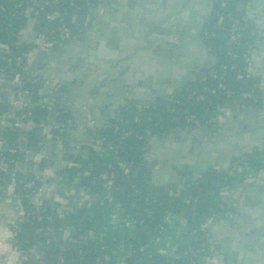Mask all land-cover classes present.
Returning <instances> with one entry per match:
<instances>
[{"label":"trees","instance_id":"trees-1","mask_svg":"<svg viewBox=\"0 0 264 264\" xmlns=\"http://www.w3.org/2000/svg\"><path fill=\"white\" fill-rule=\"evenodd\" d=\"M29 1L0 0V74L10 77L19 74L22 88L31 94L34 101V105L28 108L34 115V127L18 131L11 126L13 117L20 113L13 111L9 102L0 97V121L8 127L0 134V140L7 145H12L17 140L24 142V151L21 154L2 151L6 169L0 167V207L7 200L11 205L10 195L13 193L29 196L19 199L18 207L21 209L22 218L17 220L16 214L14 223L19 230L11 242L17 251L24 254L33 248L43 252L39 258L29 256L22 264H100L102 250L95 245L94 239L97 237V225L104 224L109 210L123 211L124 217L132 218L136 224V230L129 241L132 252L129 262L187 264L180 255L188 248H199L202 245L208 236L205 222L212 212H220L223 191L238 189L246 177L264 170V147L261 151L255 149L245 154L241 167H231L223 172L210 170L196 180L183 171L182 175L189 181L180 190L175 186L156 184L157 163L153 161L154 145L150 140H163L166 136L178 135L185 130L169 121L166 110L168 105L175 110L177 116L185 113L197 116L203 122L204 128L208 129L213 126L212 118L223 113L224 106H230L247 93L261 92L259 81L249 73V45H252L253 40L249 38L247 42L245 39L232 51L237 56L236 61L227 54L226 40L232 25L228 15L232 12L237 14L239 0H222V3H216L214 19L204 27L210 33L204 42L220 62L213 68L218 78L212 80L200 77L191 86L197 92L203 87L215 90V94L207 102H187L183 92H178L176 102L172 104L163 100H157L146 108L126 104L111 122L107 121L99 128L109 148L97 146L92 136V143L82 148L83 156L79 159L64 152L68 146L67 134H59L57 142L53 138V147L47 152L39 155L34 153L42 151L43 146L35 140L38 133L36 127L47 124L48 111L45 99L38 100V87L35 82L39 78H33V68L30 67L27 71L23 68L27 55L34 50L31 40L35 32L46 27L58 33L62 26H66L72 37L81 40L94 21L95 12L115 0H60L56 7L59 19L50 25H45L44 21H36V9H32ZM47 11H52V8H47ZM232 65H235L233 70ZM218 85L221 87L218 88ZM4 88L10 94L15 90L8 86ZM242 107L256 105L244 101ZM60 118L62 122L71 119L67 112ZM26 154L31 155V161L26 160ZM56 159L59 160L58 165L55 163ZM50 168L59 173L58 182L65 184L68 190L78 185L89 195L97 197H101L108 190L110 204L91 203L88 199L74 215L68 216L64 215L61 205L55 200V207L51 210L50 202L53 198H43L40 200L42 211L32 217L30 213L35 204L31 195L34 190L43 186L46 171ZM28 182H32L34 187L25 189ZM185 197L198 201L186 203ZM168 213H182L186 219L185 235L176 245L175 256L170 252L145 256V252L139 250V247L146 248L153 239L167 234L165 216ZM45 216L51 218L50 222ZM141 221L142 225L139 224ZM195 262L205 264L199 259H195Z\"/></svg>","mask_w":264,"mask_h":264},{"label":"crops","instance_id":"crops-1","mask_svg":"<svg viewBox=\"0 0 264 264\" xmlns=\"http://www.w3.org/2000/svg\"><path fill=\"white\" fill-rule=\"evenodd\" d=\"M132 1V3L126 4L125 0H116L113 4L107 5L106 9L102 7L99 12H95L94 21L85 31L83 38L78 40L82 43L81 47L73 48L65 53L67 47L75 42L74 40L64 48L44 57L49 59L48 64L45 63V65L43 61L36 62L34 66L35 70L38 72L44 70L49 71V74L41 76L35 82V85L38 87V100L43 101L45 99L44 101L47 104L48 111L47 124H39L36 127L38 128V133L35 135V140L43 146L42 151H34V153H38L37 155L43 154L53 147L52 141L55 136L54 128L57 125H61L62 120H60V116L63 113H69L70 120L73 123V128L67 133H64L68 136V146L64 152L73 154L76 159H79L83 156L82 148L89 146L93 141L92 135L88 131L90 123H94L95 126L101 128L103 124L115 117L116 111H119L126 104H132L138 108H146L157 100L165 101L168 94L165 97H161L159 92L149 91L148 86H158L160 75L168 74L173 78L167 79L169 83L163 86L162 93L165 92L164 89L167 86L174 89V78L179 82H183L187 77L186 72L189 68L195 64L200 65V54L188 46V42L183 38L175 39L180 42V45L170 46L164 54H162L164 49L161 50V48H153V51L150 50L149 52L141 50L140 48L143 45L142 36L144 34L142 33V27L146 26L147 31L160 32V26L157 24L153 25L154 23L152 22L158 21L160 11L165 9L164 6L167 0ZM253 1L251 0L250 7L246 12L250 10ZM257 1L259 6L256 9L250 10V13L255 18H259L258 20L264 21V0ZM244 20L246 21L245 15ZM251 25L255 26L254 24ZM255 27L257 28V26ZM257 30L259 36L254 41L250 52L249 73L259 81L260 90L264 94V87H262V80L260 79V75L264 74V36L261 35L258 28ZM158 32L156 34L150 32L149 35L147 34L148 37L146 39L150 41V36H153V34L158 36ZM88 36H92L93 38L89 41ZM183 43L187 44L183 46ZM114 46L118 49H112ZM89 54L93 55L92 58L98 62L101 68L106 67L105 69H107L110 67L109 65L115 64L117 66L115 69L118 72L115 73L113 78H119L122 84L125 83L127 85L126 87L123 86V99H120L118 92L114 93L112 90L110 94L102 95L103 99H100V97L97 100V96H93L89 101V104L94 102L100 104L95 106L93 111L97 118L100 119L101 125H96L94 121L89 119L91 110L87 109V105L81 106L74 115L73 105L76 100L70 97L69 94H64L60 91L62 83L57 77L65 74L62 66L69 63L70 60L77 63L81 57L89 56ZM186 65L189 66L185 67ZM85 76H88V72L85 73ZM195 80L196 77L193 81H189L188 84ZM0 85L3 87V91H0V97L4 101L9 102L14 92L10 94L7 92V88H4L6 85ZM119 103H121L122 107L114 110L113 108L119 106ZM57 108L59 109V114L55 115ZM251 109H253V115L248 114ZM261 109L258 107H246L239 110L224 109L223 113L212 122L213 126L207 130L214 128L219 132L220 130L226 129L227 138L229 139L239 129L256 123L258 121V115L262 111ZM236 111H244L247 115H238ZM51 116L53 117L51 118ZM33 127V124L26 125L25 130H30ZM7 128L4 122L0 121V134ZM191 130L193 129L185 131ZM182 132L184 131H181L177 135L178 138L181 137L180 134ZM0 142L2 141L0 140ZM154 142H157V140ZM21 144L24 148L23 140ZM155 144L157 145V143ZM4 150L5 147L1 146V151ZM58 161L56 159V165H58ZM211 170L216 169L211 168ZM46 172V179L43 182V186L48 189V192L43 195V198L57 200L62 207L61 210H64L65 200H63V196L67 191V187L64 185L57 186V188L53 187L51 179V175L54 173L53 169L50 168ZM156 178L155 176V180ZM158 178L160 177L158 176ZM181 179L183 182L186 180L183 175ZM92 196L95 195H90L89 201L91 203L102 202L101 197L97 196H95V200L92 202ZM222 200L225 202L226 207H231L234 210L237 226L236 228L233 227L234 230L226 229L222 221L207 220L205 226L208 228V238L211 248L222 256L224 264H229V257H233L236 264L241 259L249 260V256H253L252 251L254 248L256 249V253H260L261 255V250H257V246H264V243L255 241L259 240L257 239L256 229L264 228L263 225L258 224V222H264V170L256 173L254 176L246 177L238 189L223 191ZM7 201H4L0 207V238L8 237L9 228L14 224L16 217L14 208ZM123 216L110 210L106 214L105 222L101 225L100 231H98L100 236L98 243H100V250H102V262L100 264H126L131 255V251L129 252V241L136 230V224L132 218ZM165 222L168 228L165 236L153 239L146 248L139 247V250L145 252V256H148L147 254L149 253H169L183 239L186 229V219L182 213H168L165 216ZM66 235L69 236L68 233ZM252 245L253 247L250 248Z\"/></svg>","mask_w":264,"mask_h":264},{"label":"water","instance_id":"water-1","mask_svg":"<svg viewBox=\"0 0 264 264\" xmlns=\"http://www.w3.org/2000/svg\"><path fill=\"white\" fill-rule=\"evenodd\" d=\"M259 6L257 0L252 2L251 8L256 9ZM165 9H162L160 15L158 16V21H154L153 25L160 26V32L158 31H147L146 26L142 27L144 33L142 36L143 45L141 50L149 52L153 51V48L164 49L163 53H166L170 46L180 45V42L176 41L177 38H183L187 43L182 45H188L193 50L200 54V65L195 64L189 68L186 72L187 77L183 82H179L175 78L174 89L178 90L188 82L193 81L197 77V72L202 70H209L215 67L218 63V59L213 56L207 49L205 42L202 39V32L206 24L210 21V16L215 7L214 0H167L165 4ZM104 9L107 8L105 4ZM264 9V8H263ZM261 9V10H263ZM244 11L242 5L237 6V11L243 13L246 17V21L254 24L260 30L261 35L264 36V21L258 20L250 13L251 11ZM264 15V13H263ZM151 30V29H150ZM151 33H157L158 36H150V41L146 38ZM148 34V35H147ZM93 38L88 36V39ZM190 41V42H189ZM82 43L80 41H75L72 45L68 46L66 52H69L73 48L81 47ZM117 50L116 46L112 49ZM92 54L89 56H83L78 60L77 63L70 60L69 63L62 66L65 70L63 76H57L62 83L61 92L64 94H69L70 97L74 98L76 102L73 105V113L81 108L83 105H87V109L91 110V116H89L96 125H101V121L97 118L93 108L98 106L97 103L89 104L91 98L97 96V100L103 99L104 94H110V92L119 93L120 99H123L124 87L127 85L119 80V78H113L115 73L118 72L114 65H109L110 67H100L98 62L92 58ZM46 58H40L39 61L48 64ZM45 64V65H46ZM189 65H186L187 67ZM61 67V68H62ZM194 68V69H192ZM91 69V70H90ZM33 78H40L45 74H49V71L38 72L33 69ZM88 72V76L85 73ZM173 78L168 74H161L158 79V86L152 87L149 85V91H157L162 93L163 86L168 84L167 79ZM124 79V78H123ZM191 79V80H190ZM261 85L264 87V74L260 75ZM12 78L4 74H0V84L10 87L12 90L15 89V85L11 82ZM124 86V87H123ZM163 94V93H162ZM119 99V100H120ZM34 104H29L27 108H30ZM100 105V104H99ZM122 107L121 103L119 106L113 108L114 110ZM258 115V121L256 123L247 125L237 132H234L227 138L226 129L220 130L212 128L207 129H193L191 131L182 132L180 139H176V136L165 137L162 140H157L154 142V149L152 155L157 163V174H156V184L158 186H175L178 189H183L185 182L182 181V172L185 169L186 173L191 174L192 179L196 180L202 174H206L215 168L218 172H223L232 166H243L244 162L242 160L243 156L249 151L258 150L261 151L264 145V108ZM118 113V111H116ZM115 113V112H114ZM59 114V109L55 111V115ZM116 114V113H115ZM236 114H246L244 111H236ZM248 114L253 115V109L248 112ZM247 115V114H246ZM53 116H51L52 118ZM111 122V120H109ZM217 132V133H216ZM182 140V141H181ZM193 142H192V141ZM157 143V145L155 144ZM174 169V170H173ZM158 176L160 178H158ZM91 200H95V196L91 197ZM223 226L226 229H233L230 223L226 221ZM259 225H263L264 222H258ZM257 239L255 242L264 243V228H257ZM253 247L250 246V248ZM261 250L260 253H256L254 248L252 253L253 256H249V260L241 259L238 260V264H264V246H257V250ZM221 264H224L221 259ZM229 264H236L233 257H229Z\"/></svg>","mask_w":264,"mask_h":264},{"label":"built area","instance_id":"built-area-1","mask_svg":"<svg viewBox=\"0 0 264 264\" xmlns=\"http://www.w3.org/2000/svg\"><path fill=\"white\" fill-rule=\"evenodd\" d=\"M59 1L60 0H30L29 3L32 9H36V13L34 16L36 21L38 20L44 21L45 25L56 23L59 19V13L56 11V7L59 4ZM115 1H113L111 4H113ZM132 2H133L132 0H125L126 4H130ZM214 2L216 5V3H222V0H214ZM250 4H251V0H239L237 6L242 5L243 10L246 11L249 9ZM47 8H52V11L48 12ZM214 11H215V7L210 16V20L214 19V15L216 13ZM235 15H236V18H235ZM235 15L233 12L229 13L228 15V19L232 22V25H231L230 33L226 40L227 54L232 58L233 61L237 60V56L232 53V51L235 48H237L243 41H245V39L248 42L250 38L253 40L252 45H249V48H251L252 50L253 43L259 36V32L257 28L247 23L244 20L243 13H239L237 11V14ZM72 36L73 35L71 34L70 29L67 28L66 26H62L58 33H56V31L53 29L42 27L40 30H38L32 35L31 42L34 47V50L27 55L26 65L23 68V70L27 71L29 70L30 67L34 69L36 62H38L40 58H44L48 56L50 53L56 52L64 48L66 45L70 44L74 40L76 41L75 37H72ZM209 36H210V33L208 31L203 30L202 32L203 41L208 39ZM208 51L210 52L209 49ZM219 64L220 62L218 59V63L215 67H212L209 70H202L198 72L196 80L200 77L210 78L212 80L217 79L218 78L217 73L216 71H214L213 68H216ZM234 68H235V65H232L231 69L233 70ZM11 78H12L11 82L15 85V90H14L13 97L9 101V105L11 106L13 111H17L18 113H20L19 115L13 117V124L11 127L14 130L23 131L25 130L26 125H29V124L32 125V120L34 118V115L31 111L28 110L27 107L29 104L33 103V100L31 98V94L22 88V78L20 77V75L16 74L15 76ZM196 80L192 83H195ZM192 83H189L178 90L172 89V91H170V93L167 95V98L165 101H168L169 103L172 104L176 102V97H177L176 93L183 92V94L185 95V100L187 102L194 101L198 104L202 102H207L210 96L215 94V90L211 88H207V87H203L201 91L197 92L193 90L191 86ZM220 87L221 85H218V88ZM0 91L1 92L3 91V87L1 85H0ZM244 101L255 103L256 107L258 108H264V94L262 92L247 93L246 95L242 96L237 101H234V103L231 104L230 106L226 105L224 107L225 109L230 108L233 110H239L241 108H245V107H242V104ZM166 110H167V114L169 115V121L173 124L181 126L182 128H185V130L205 129L203 122L195 115H188L185 113L183 114V116H177L175 110L171 108L170 105L167 106ZM216 118L217 117H213L211 122H214ZM72 128H73V123L71 120H67L66 122H62L61 125H57L54 128L55 129V136H54L55 142L59 140V136H58L59 134L62 135L64 133H67ZM6 130L7 129L3 130V132ZM88 131L93 136L97 146L109 148L108 146H106L108 142L101 136L100 129L97 126H95L94 123L89 124ZM150 141L151 143H154L155 139H151ZM1 146H4L5 150L9 154H21L23 153L24 148L20 140H17L12 145H7L3 141L0 142V167L5 170L6 167L3 163V160L5 158L2 155ZM25 158L27 161L32 160L31 155L29 156L26 154ZM242 160L244 162L243 158ZM52 179H53L52 180L53 187L57 188V186H61V185L66 186L65 184H61L58 182L59 173L54 172L52 175ZM33 187L34 186L32 182H28L25 184V189H31ZM109 188H110V185H109ZM66 190L67 191L65 192V195L63 196V200H65L64 201L65 209L62 210V212L64 213V215L66 214L68 216H72L74 215V213H76L77 210H79L84 205L85 201L89 199L90 195L88 194V192H86L82 188H79L78 185L74 186V188H72L71 190H68V189ZM47 192H48V189L44 186L33 191L31 198L35 205L33 207V211L30 213L32 217L35 215H39V213L42 211V209L40 208V200L43 199V195L46 194ZM21 198H29V196L19 195L18 192L10 195L11 205L14 208V211L18 217L17 220H21L22 218L21 209L20 207H18V202H19V199ZM101 199H102L101 203H103L104 205L110 204L111 198L109 197L108 190L107 192L102 194ZM184 201L186 203H189V202L197 203L198 200L195 198L185 197ZM224 204L225 202H222L219 205V208H220L219 213L212 212L211 215L207 218V220L226 221L230 223L231 227L236 228L237 224H236L235 212L231 207L228 208ZM50 207H51V210H53V208L55 207L54 199L50 202ZM57 211H60V210L58 209ZM114 213H119L122 216L124 215L123 211L121 212L114 211ZM45 219H47L49 222L51 220L49 216H45ZM139 224L142 225V221L139 222ZM100 228H101V225L98 224L97 230L100 231ZM141 228L143 229L144 227H141ZM18 230L19 228L16 226V223H14L9 228L8 238H0V263L1 264H22L24 261L27 260L29 256L39 258L43 255V252L37 248L30 249L27 254L17 251L12 245L11 240ZM48 230H50V228H48ZM99 237H100L99 233L97 232V237L94 240L96 241L95 245H97L98 247H100V243H98L97 241ZM176 249L177 247L175 246L170 251V253H173L174 256L176 253ZM131 253L132 252H130V254ZM148 255H151V253H149ZM180 256L187 261V264H196L195 259H199L200 262H204L205 264H221V259H222V256L219 253L215 252L213 248H211L209 244L208 236L205 237V239L202 242V245L199 248H188L184 250ZM59 261L63 262L61 258H59ZM126 264H140V263L139 261H133V262L127 261Z\"/></svg>","mask_w":264,"mask_h":264},{"label":"flooded vegetation","instance_id":"flooded-vegetation-1","mask_svg":"<svg viewBox=\"0 0 264 264\" xmlns=\"http://www.w3.org/2000/svg\"><path fill=\"white\" fill-rule=\"evenodd\" d=\"M165 8V7H164ZM207 25V24H206ZM204 30V29H203ZM155 35V34H154ZM166 85H168V84H166ZM165 86V85H164ZM164 91L165 92H163V94H160V96L161 97H165V95L166 94H169L170 93V91H172V89L169 87V86H167V88L166 89H164ZM174 136H176V139H178V137H177V135H174ZM174 136H166V137H174ZM179 139H180V137H179ZM163 141V140H162ZM182 141V140H181Z\"/></svg>","mask_w":264,"mask_h":264},{"label":"bare ground","instance_id":"bare-ground-1","mask_svg":"<svg viewBox=\"0 0 264 264\" xmlns=\"http://www.w3.org/2000/svg\"><path fill=\"white\" fill-rule=\"evenodd\" d=\"M1 264V263H0Z\"/></svg>","mask_w":264,"mask_h":264}]
</instances>
